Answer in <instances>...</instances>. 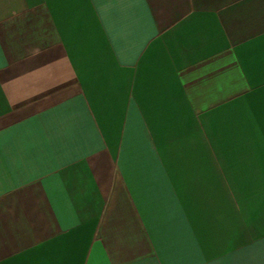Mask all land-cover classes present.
<instances>
[{
    "label": "crops",
    "instance_id": "obj_1",
    "mask_svg": "<svg viewBox=\"0 0 264 264\" xmlns=\"http://www.w3.org/2000/svg\"><path fill=\"white\" fill-rule=\"evenodd\" d=\"M0 264H264V0H0Z\"/></svg>",
    "mask_w": 264,
    "mask_h": 264
}]
</instances>
